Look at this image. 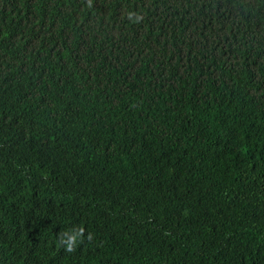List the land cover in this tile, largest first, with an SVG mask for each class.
I'll return each instance as SVG.
<instances>
[{
	"label": "trees",
	"instance_id": "16d2710c",
	"mask_svg": "<svg viewBox=\"0 0 264 264\" xmlns=\"http://www.w3.org/2000/svg\"><path fill=\"white\" fill-rule=\"evenodd\" d=\"M0 264H264V0H0Z\"/></svg>",
	"mask_w": 264,
	"mask_h": 264
},
{
	"label": "clouds",
	"instance_id": "9594fccd",
	"mask_svg": "<svg viewBox=\"0 0 264 264\" xmlns=\"http://www.w3.org/2000/svg\"><path fill=\"white\" fill-rule=\"evenodd\" d=\"M134 13H129L128 19L132 20ZM141 19L140 16H136V21L138 22ZM84 236V229L78 228L70 232H63L59 235L58 243L64 247V249L71 253L75 251L78 241ZM88 239L91 240V234L88 235Z\"/></svg>",
	"mask_w": 264,
	"mask_h": 264
}]
</instances>
